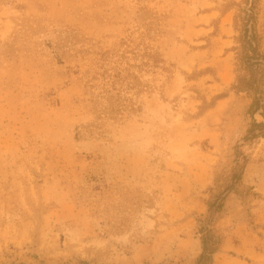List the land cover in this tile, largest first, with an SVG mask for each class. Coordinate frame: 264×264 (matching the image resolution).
<instances>
[{
    "label": "rangeland",
    "instance_id": "obj_1",
    "mask_svg": "<svg viewBox=\"0 0 264 264\" xmlns=\"http://www.w3.org/2000/svg\"><path fill=\"white\" fill-rule=\"evenodd\" d=\"M249 14L259 79L264 0H0V264H196L135 255L190 219L211 264H264Z\"/></svg>",
    "mask_w": 264,
    "mask_h": 264
},
{
    "label": "crops",
    "instance_id": "obj_2",
    "mask_svg": "<svg viewBox=\"0 0 264 264\" xmlns=\"http://www.w3.org/2000/svg\"><path fill=\"white\" fill-rule=\"evenodd\" d=\"M198 209L194 205H191L190 207L186 208V211L190 212L196 210L198 213L201 211L200 208ZM192 220L193 219H190L185 224L179 223V227H176L174 230H166L163 232L164 234L159 235L158 238H149V240L136 245V258L142 260L143 258L149 257V261H151V259L157 261L154 255H163L167 247L166 245H171V243L172 246H176V248L178 247L181 251H183L184 254L188 256V258H196L201 251L198 238L186 233V231H188L189 227L192 225ZM182 231H184V234H182ZM156 243H161V245H157Z\"/></svg>",
    "mask_w": 264,
    "mask_h": 264
},
{
    "label": "trees",
    "instance_id": "obj_3",
    "mask_svg": "<svg viewBox=\"0 0 264 264\" xmlns=\"http://www.w3.org/2000/svg\"><path fill=\"white\" fill-rule=\"evenodd\" d=\"M240 36H241L240 43L242 50L240 52V57L238 58V60L241 59L243 65L245 64L248 70H245L246 72L244 74H241L240 76L237 77L236 83L233 85V88L237 90L238 88H241L244 90L258 91L256 88V83L259 81V79L262 76H264V72L263 70L260 72L258 79L257 74L250 68L253 65H255V67H260V65H262L259 62H253V63L251 62V59L254 60L256 58V55L254 54L257 53V42H255V36L253 32L252 14L247 15V19L242 24L240 28ZM254 104L256 105L255 106L256 109L258 107V99H256ZM254 125L258 127L262 126L261 124H254ZM219 207L220 206H218L217 209ZM200 249L201 251L195 259L196 264H200L202 260L209 261V264L213 263L214 251L213 250L207 251L204 247L203 241H201ZM208 254L210 255V258ZM206 255H208V257H206Z\"/></svg>",
    "mask_w": 264,
    "mask_h": 264
}]
</instances>
